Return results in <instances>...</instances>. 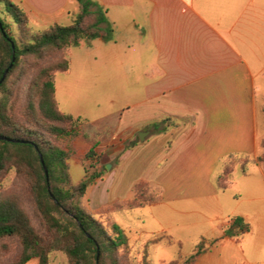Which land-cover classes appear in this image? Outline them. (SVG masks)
I'll return each mask as SVG.
<instances>
[{"label":"crops","instance_id":"obj_1","mask_svg":"<svg viewBox=\"0 0 264 264\" xmlns=\"http://www.w3.org/2000/svg\"><path fill=\"white\" fill-rule=\"evenodd\" d=\"M11 1L24 9L34 29L39 26L36 30L71 24L79 12L78 0ZM95 1L105 10L113 37L84 40L79 46L87 54L110 53L112 67L132 71L133 99L119 113L90 119L76 115L116 131L97 147L98 166L111 168L89 185L86 204L98 214L116 200L132 198L134 185L145 180L162 197L146 206L150 210L144 215L159 221V227L142 232L167 235V214L188 212L192 203L217 214V221L205 226L206 238L223 235L237 215L250 222L240 205L228 213L232 217L222 219L224 190L217 187L216 176L228 154L262 151L264 0ZM56 97L59 102L57 85ZM70 171L75 183L87 174L81 160H71ZM255 180L264 184L261 165L235 175L229 187L240 190L237 185L244 181L249 186L242 188L253 201L260 198L254 195ZM112 214L103 216L115 223ZM232 243L242 240L226 236L196 264ZM25 264H38V258Z\"/></svg>","mask_w":264,"mask_h":264},{"label":"trees","instance_id":"obj_2","mask_svg":"<svg viewBox=\"0 0 264 264\" xmlns=\"http://www.w3.org/2000/svg\"><path fill=\"white\" fill-rule=\"evenodd\" d=\"M78 4L79 12L73 23H54L46 29L34 30L20 5L0 0V7L6 9L18 28L15 36L0 14V135L10 138H0V185L9 172L22 179L43 225L40 230L33 224L21 192L0 191V239L17 237L21 244L18 259L9 264H25L34 257L38 258V264H51L55 251L63 252L69 264H124L122 248L127 239L117 224L104 222L103 215L146 207L162 197L159 188L141 180L134 185L132 198L116 200L98 214L85 202L89 185L107 170L106 164L98 166L97 147L116 131L112 126H99L63 111L56 97L55 73L70 69V47L98 37L110 40L113 28L105 10L95 0H78ZM52 56L57 59L44 64ZM29 58L37 64L38 71L18 110L19 82ZM261 147L264 148V137ZM71 160L85 164L87 174L77 183L71 176ZM260 163L264 166V152L257 156L228 154L221 161L217 187L220 190L229 187L235 166L247 174L250 165ZM249 230V223L237 215L223 235L202 237L191 255L167 264H196L202 253L226 236L240 242ZM164 239L168 244L176 242L164 234L154 235L144 243L143 264H152L151 247ZM178 244L181 246L180 241Z\"/></svg>","mask_w":264,"mask_h":264},{"label":"rangeland","instance_id":"obj_3","mask_svg":"<svg viewBox=\"0 0 264 264\" xmlns=\"http://www.w3.org/2000/svg\"><path fill=\"white\" fill-rule=\"evenodd\" d=\"M0 14L9 24L11 32L15 36H18L17 25L6 9L0 7ZM33 26L39 29V26ZM85 50L84 47L79 45L70 47L68 52V58L71 60L70 69L67 72L55 73L60 108L65 112L81 115L88 119L98 118L105 114L122 112L127 107L126 105L130 104L129 101L133 99V86L129 84L132 81L133 72L127 71L123 73L117 71L114 66L112 67L113 60L115 59L110 53L95 50L87 54ZM55 59H57V56L49 57L44 60V64ZM32 60L30 58L27 59L24 65L25 74H23V78L19 82L18 110L24 104L30 81L38 71L37 64L35 66L31 63ZM263 116L264 113H261L260 122L264 137ZM263 152L264 148H262L261 153ZM255 165L263 166L261 163L252 164L250 165V170ZM238 173H241L240 167L235 166L233 176L235 177ZM240 178V180H244L242 177ZM254 182L256 183H254L253 187L254 195L260 198L253 201L250 200L242 188L249 186L244 181H241L237 185L240 190L232 186L221 192L224 206L222 219L232 217L227 215L234 209V206L240 205V207L248 210L250 230L244 234L242 243H232L224 249H218L211 255L204 256L200 264H264V184L262 183L261 185L256 180ZM10 189H16L21 192L25 208L33 224L38 229L43 230L42 221L31 202L28 188L22 179L16 177L14 172L7 173L0 185V191H8ZM181 209H184L183 206L180 207ZM149 210L150 207H143L134 210V213L127 211L112 214L113 220L116 221L115 224L121 228L128 243L122 248L124 264H143L141 260L142 247L155 234L142 232L141 228H146L147 231H153L159 227V221L152 219L151 216L150 218L144 216L148 214ZM216 215V212L205 209L202 204L195 203H192L188 208V212L183 213L173 210V212L168 213L166 223L170 227V233H166L174 237L176 242L168 244V241L164 239L152 246L150 252L152 264H167L180 257L185 258L191 255L203 237L202 233L206 229L205 226L214 224L217 221ZM103 217L104 222L112 224L105 216ZM206 220L208 223H205ZM138 237L142 238L136 241ZM179 241H181V246L178 244ZM0 249V264H9L18 259L21 252V244L17 237H6L0 239ZM127 256L133 262H130ZM51 264H69V262L63 252L55 251L52 255Z\"/></svg>","mask_w":264,"mask_h":264},{"label":"water","instance_id":"obj_4","mask_svg":"<svg viewBox=\"0 0 264 264\" xmlns=\"http://www.w3.org/2000/svg\"><path fill=\"white\" fill-rule=\"evenodd\" d=\"M7 70H8V69H7ZM7 70H6V72H7ZM6 72L4 73L3 78L5 77ZM144 137H145L144 134H143L142 132H140V133H139V138L143 140ZM0 138H1V139H8V140H10V138H7V137H5V136H3V135H0ZM107 168H111V165H110V164H107Z\"/></svg>","mask_w":264,"mask_h":264}]
</instances>
